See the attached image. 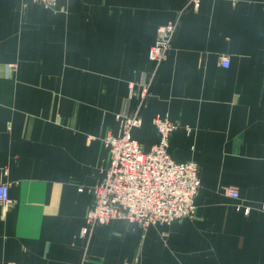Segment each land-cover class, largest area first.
I'll use <instances>...</instances> for the list:
<instances>
[{
  "label": "crops",
  "instance_id": "1",
  "mask_svg": "<svg viewBox=\"0 0 264 264\" xmlns=\"http://www.w3.org/2000/svg\"><path fill=\"white\" fill-rule=\"evenodd\" d=\"M185 2L0 0V264H264V0L185 10L151 80L157 29ZM130 82L150 84L132 132L141 149L166 118L172 159L198 166L195 214L147 228L112 220L87 245L103 139L136 110Z\"/></svg>",
  "mask_w": 264,
  "mask_h": 264
},
{
  "label": "built area",
  "instance_id": "2",
  "mask_svg": "<svg viewBox=\"0 0 264 264\" xmlns=\"http://www.w3.org/2000/svg\"><path fill=\"white\" fill-rule=\"evenodd\" d=\"M57 0H32L46 8H54ZM200 0H186L174 19L157 29V37L149 49L148 59L152 62L151 80L171 50L182 13L197 10ZM229 58L220 57V65L228 67ZM149 83L136 85L128 83V89L136 101V110L123 117V124L115 135L103 139L108 150L109 161L105 177L92 187V206L85 216L80 237L87 245L94 230L112 220H128L142 228L163 226L195 214L194 199L200 188L198 166L194 162H176L169 153V140L176 124L166 118L152 121L158 134V141L148 152L141 149L133 139L132 132L140 126V113L149 93ZM9 185L0 183V204L8 202ZM225 193L237 199L239 194L233 188ZM249 207L244 212L248 214ZM77 264H87L86 254Z\"/></svg>",
  "mask_w": 264,
  "mask_h": 264
}]
</instances>
